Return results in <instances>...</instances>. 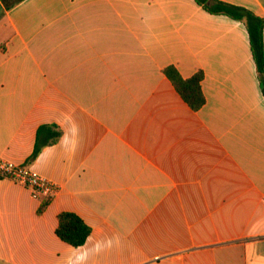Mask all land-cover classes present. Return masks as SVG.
<instances>
[{"label": "crops", "instance_id": "obj_1", "mask_svg": "<svg viewBox=\"0 0 264 264\" xmlns=\"http://www.w3.org/2000/svg\"><path fill=\"white\" fill-rule=\"evenodd\" d=\"M221 1L264 19V0ZM0 10V157L59 186L39 213L0 180V264H264V90L244 22L195 0ZM170 66L203 72L199 110ZM62 212L92 228L83 247L57 235Z\"/></svg>", "mask_w": 264, "mask_h": 264}, {"label": "trees", "instance_id": "obj_2", "mask_svg": "<svg viewBox=\"0 0 264 264\" xmlns=\"http://www.w3.org/2000/svg\"><path fill=\"white\" fill-rule=\"evenodd\" d=\"M4 1L6 8L10 9L24 0ZM195 1L210 14L224 15L233 20L245 23L249 34L251 51L257 66L261 86L264 90V19L245 7L230 4L221 0ZM165 73L173 82L182 98L192 109L199 110L203 107L206 102L202 90V80L204 78L203 72L200 71L191 78L185 79L175 67L170 66L165 69ZM54 134L56 138H59L61 132L56 131ZM42 148L43 144L38 140L36 148L31 156V160L37 159ZM51 201L52 199L44 200L41 203L39 213H42ZM58 220L59 225L56 233L60 239L75 247L82 246L87 242L92 233V228L79 215L73 212H62L58 215Z\"/></svg>", "mask_w": 264, "mask_h": 264}, {"label": "built area", "instance_id": "obj_3", "mask_svg": "<svg viewBox=\"0 0 264 264\" xmlns=\"http://www.w3.org/2000/svg\"><path fill=\"white\" fill-rule=\"evenodd\" d=\"M0 180H9L27 188L41 203L53 199L59 186L36 171L28 162L17 163L0 157Z\"/></svg>", "mask_w": 264, "mask_h": 264}, {"label": "clouds", "instance_id": "obj_4", "mask_svg": "<svg viewBox=\"0 0 264 264\" xmlns=\"http://www.w3.org/2000/svg\"><path fill=\"white\" fill-rule=\"evenodd\" d=\"M106 244L107 246L110 247L112 244V240L111 239L107 240ZM77 247L79 248L83 246H77ZM103 247L104 245L102 243L97 242V244L94 246V250L98 254L102 250ZM87 260H88V253L83 252V253H79L75 255L74 257H71V256L68 257L66 264H86Z\"/></svg>", "mask_w": 264, "mask_h": 264}, {"label": "rangeland", "instance_id": "obj_5", "mask_svg": "<svg viewBox=\"0 0 264 264\" xmlns=\"http://www.w3.org/2000/svg\"><path fill=\"white\" fill-rule=\"evenodd\" d=\"M1 14H2V11L0 10V18H1V16H2Z\"/></svg>", "mask_w": 264, "mask_h": 264}]
</instances>
